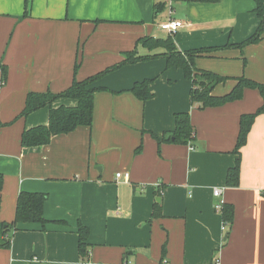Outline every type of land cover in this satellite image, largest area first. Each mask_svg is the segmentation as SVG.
Here are the masks:
<instances>
[{
  "label": "crops",
  "instance_id": "1",
  "mask_svg": "<svg viewBox=\"0 0 264 264\" xmlns=\"http://www.w3.org/2000/svg\"><path fill=\"white\" fill-rule=\"evenodd\" d=\"M255 9L254 0H29L27 8L26 0H0V223L15 220L21 192L48 196V223L19 224L10 247H0V264H264V114L241 149L239 185L227 186L241 116L264 106L260 90L199 109L184 71L160 57L92 85L103 90L94 96L91 127L23 148V132L48 125L51 107L20 117L30 94L67 90L77 65L83 81L121 64L138 40L166 37L160 25L169 20L182 23L174 33L182 53L217 49L195 58L196 69L229 79L214 96L242 77L264 86V33L257 44L237 47L260 27ZM146 80L153 97L141 101L131 90ZM76 105L60 99L53 108ZM178 113L190 114L194 144L159 147L156 137L176 129ZM215 188L234 211L225 231ZM156 206L161 216L154 217ZM80 224L89 231L86 258Z\"/></svg>",
  "mask_w": 264,
  "mask_h": 264
},
{
  "label": "trees",
  "instance_id": "2",
  "mask_svg": "<svg viewBox=\"0 0 264 264\" xmlns=\"http://www.w3.org/2000/svg\"><path fill=\"white\" fill-rule=\"evenodd\" d=\"M202 3H219L221 0H199ZM256 2V13L261 19L260 27L256 34L247 39L243 44L238 45L239 48H244L247 45L257 44L264 33V0H254ZM29 5V0H26V8ZM164 6L156 4L155 16L164 10ZM25 16L28 15L26 10ZM175 35L168 34L166 37H144L137 41L136 48L125 53V60L106 71L89 77L83 81L76 78L79 66L75 67V77L72 85L61 93L47 92L44 94H30L26 101V107L20 117H27L30 114L41 110L45 107H51L50 118L48 125L39 126L29 130H25L22 134L21 144L23 148H36L46 146L51 143L56 136L69 134L79 127H91L94 117V96L97 91L103 88H94L92 85L99 81L105 75L117 70L124 65L136 64L156 58H165L168 67L176 66L184 71L187 80L192 82L191 102L193 106L199 109L208 107H216L228 102L239 100L243 97L246 88L258 89L264 93V86L246 79L245 77L236 79L237 83L234 89L224 96H214L213 91L217 86L226 83L229 79L213 72L201 71L196 69V55L209 52L217 49H201L197 51L182 53L175 42ZM144 48L148 51L147 54L141 55L139 48ZM228 46L226 48H232ZM2 82L7 79L8 69L6 66H1ZM152 80H146L142 83H137L131 92L141 101H147L153 97L150 91ZM60 99H69L77 102L75 107H60L53 108V104ZM264 114V106L259 108L255 113L244 114L240 119V131L236 147L233 151L238 155L236 166L229 170L227 175V186L236 187L240 183V165H241V149L246 145L248 135L256 118ZM176 129L173 132L164 133L161 139H157L159 147L163 143L174 145H192L196 139V128L192 124L189 113H178L175 116ZM142 146L139 147L140 150ZM4 186V176L0 173V192ZM48 196L42 193L21 192L17 199L16 217L12 223H0V247L9 248L11 244V233L17 230L19 224H40L45 226L48 221L44 217V205ZM224 222L230 227L233 221L234 211L232 207L225 203L221 212ZM154 217L161 216L162 210L160 206H156L153 213ZM80 237V254L83 258L88 256V247L86 243L89 237L88 229L79 225Z\"/></svg>",
  "mask_w": 264,
  "mask_h": 264
},
{
  "label": "built area",
  "instance_id": "3",
  "mask_svg": "<svg viewBox=\"0 0 264 264\" xmlns=\"http://www.w3.org/2000/svg\"><path fill=\"white\" fill-rule=\"evenodd\" d=\"M182 27L181 22L177 21H172L169 20L168 22L162 23L160 25V28L163 31H166L169 34H174L176 31ZM117 179H124L125 181H128L130 179V174L129 173H118L117 174ZM223 190L221 188H215L214 189V196L218 199L222 198ZM225 205V202L223 199H220L216 204H215V209L217 212L221 213L223 210V207ZM228 225L224 222V231L227 229ZM166 263V262H164Z\"/></svg>",
  "mask_w": 264,
  "mask_h": 264
},
{
  "label": "rangeland",
  "instance_id": "4",
  "mask_svg": "<svg viewBox=\"0 0 264 264\" xmlns=\"http://www.w3.org/2000/svg\"><path fill=\"white\" fill-rule=\"evenodd\" d=\"M164 36V35H163Z\"/></svg>",
  "mask_w": 264,
  "mask_h": 264
}]
</instances>
